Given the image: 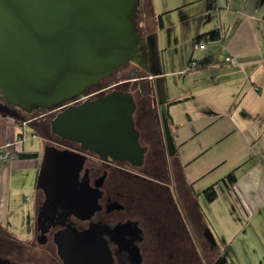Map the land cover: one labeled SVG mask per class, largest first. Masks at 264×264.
Masks as SVG:
<instances>
[{
	"label": "crops",
	"instance_id": "crops-1",
	"mask_svg": "<svg viewBox=\"0 0 264 264\" xmlns=\"http://www.w3.org/2000/svg\"><path fill=\"white\" fill-rule=\"evenodd\" d=\"M196 1L200 2L199 14L204 17L201 26L189 29L185 36L167 31L165 39L158 37L157 31L168 24L170 26L173 18L187 24ZM149 2L151 13L147 14L149 17L159 14L160 24L151 16L153 28L139 33L143 38L139 45L143 49L139 53L137 46L138 64L140 67L153 64V70L144 69L143 75L150 76L162 89L164 70L157 66L161 62L156 51L162 48L178 51L181 62L185 57V62L179 63V67L172 71L188 72L192 85H185V89L171 97L163 96L169 123L172 125L182 113L187 119L201 117L200 124L191 120L190 135L203 129L208 138L200 145L201 149L217 142L222 148L205 168L208 174L205 184L197 188L194 182L197 177L181 171L182 164L188 165L189 157L185 147L179 148L186 137L180 135L174 124L171 127L178 172L185 177L201 211L203 224L223 251L239 264H264V0ZM166 19L169 22H165ZM210 28H216L217 36H201L204 46L198 48L195 57H191L194 37ZM149 32L154 33L153 56L150 52L147 54L144 46ZM225 56L229 59L226 60ZM24 118L0 108V148L10 152L7 157L0 158V180L7 177L5 189L0 181V227L9 231V225L23 223V214L20 219L17 211L24 206L19 200L22 193L12 184L10 177H28L19 176L21 169L16 170L18 160L26 156H18L13 151L15 148L30 151L22 141ZM17 141H21L18 147L15 146ZM6 142L10 143L6 145ZM229 170L233 171L235 178L227 187L221 177ZM207 184H211L214 190L211 199H206L202 192Z\"/></svg>",
	"mask_w": 264,
	"mask_h": 264
},
{
	"label": "flooded vegetation",
	"instance_id": "flooded-vegetation-1",
	"mask_svg": "<svg viewBox=\"0 0 264 264\" xmlns=\"http://www.w3.org/2000/svg\"><path fill=\"white\" fill-rule=\"evenodd\" d=\"M137 66L127 60L109 80H98L50 109L35 107L25 113L0 96V108L30 119L43 148L52 144L82 155L73 185L75 212L59 200L53 202L34 182L25 234L19 237L0 227V257L19 264H62L54 235L73 228L99 236L110 264H224L222 246L203 224L185 177L177 171L165 104L157 100L154 81L149 85L138 80L144 75ZM112 88L132 94L134 138L142 149L139 162L84 147L48 129L47 119L57 109Z\"/></svg>",
	"mask_w": 264,
	"mask_h": 264
},
{
	"label": "water",
	"instance_id": "water-1",
	"mask_svg": "<svg viewBox=\"0 0 264 264\" xmlns=\"http://www.w3.org/2000/svg\"><path fill=\"white\" fill-rule=\"evenodd\" d=\"M138 0H0V96L24 111L50 109L95 84L136 52ZM128 90L112 88L67 104L47 119L50 132L82 146L139 162ZM30 119L23 121L29 125ZM82 155L43 148L35 183L53 202L75 212V176ZM90 230L54 235L62 264H110L108 249ZM0 264H19L0 257Z\"/></svg>",
	"mask_w": 264,
	"mask_h": 264
},
{
	"label": "rangeland",
	"instance_id": "rangeland-1",
	"mask_svg": "<svg viewBox=\"0 0 264 264\" xmlns=\"http://www.w3.org/2000/svg\"><path fill=\"white\" fill-rule=\"evenodd\" d=\"M198 3L200 2L198 1L194 2L192 11L189 13L190 18L187 24L182 23L181 21H176L177 18H173L170 26L168 24V26L166 25L162 27L161 30L157 31L158 37L159 38L164 37L165 39L167 31L169 32L173 31L178 36H185L186 31L188 32L189 29H193L195 26H198V25L201 26L204 17L199 14L200 9L198 8L200 6L198 5ZM165 22H169V20L166 19ZM153 35H154L153 32H149V36H146V39L144 38L145 39L144 46L147 50V54L148 52H150L149 54L151 56H153L152 55L153 45H151ZM142 39H143L142 36H138L136 40V46L140 48L139 53H141L143 49L140 47L141 45L140 41H142ZM189 50H190V47L188 45V51ZM197 51H198V48H193L191 57H195V55L197 54ZM136 54L137 52H134L128 60H134V62L138 65L137 67L141 69V72L144 71V69H146L145 71L153 70V67L151 66L153 64L150 65L147 63L145 67H140V65L138 64L140 61V56L138 55L136 56ZM156 56L159 57V60L161 62V63L158 62L157 66H159V68L160 67L163 68L164 70L163 75L161 74L163 76L162 81H163L164 87H162L161 89L160 86L156 85V88H155L157 100L162 102V98L165 94L168 95V97H171L174 93L178 92L179 90L185 89L186 88L185 85L187 84L192 85V84H191V80L189 78L188 72L183 71V72L178 73L175 70L172 71V69L179 67V63L181 64L183 63V61L185 62V57L183 61L181 62L180 53L178 51L175 53V52H170L166 48H162V49H159V52L156 51ZM188 59L189 58H187L186 60L188 61ZM118 72H121V68H120V71ZM154 78H157V76H155ZM138 80H140L143 83H147L149 85L150 83L153 82V79L150 78V76L148 77L144 76L143 78H139ZM154 84H156V82H154ZM152 87H154L153 84H152ZM164 89L166 90L165 93H164ZM160 105H162V103ZM191 120L193 121L194 124H200V122L202 121V118L194 117L192 119H187L186 116L182 113L179 117H176L175 122L171 126L174 127V124H175L176 125L175 127L178 128V132L180 133V135L183 137H186V139L184 140V143L179 145V148H182V147L186 148L185 150L187 151L189 161L187 162L188 163L187 166L183 164L181 165V171L183 174L188 173L190 175H195L197 177L196 181H194L195 186L199 188L200 186H203V184H205L207 180L208 174L207 172H205V168L207 164H209L212 160L215 159L213 156L219 153L222 150V148L219 146V144H217L218 143L217 142V143H213L209 145L208 147H204L203 149H201L200 145L205 142L206 138H208V135L203 129H199L198 133H196L195 135H190L189 128L192 125ZM21 132L23 134V140H22L23 146L28 148V150L32 151V153L31 155H27L26 157L21 158V160H18V163L16 165L17 166L16 170L21 169V172L18 173L19 176L28 175V177H10V181H12V184L17 186L18 189L21 191L22 199L19 198L20 196L18 198L19 200L23 201V205H24L22 210L17 209L18 214H20V219L22 218V214H23V223L19 222V224H16V225H12V224L9 225L10 231L19 237L20 236L23 237L25 234L24 232L25 231L24 229L25 212L27 213L31 212L30 199L32 197V191L35 186L34 185L35 174H36L37 167L39 166L41 158H42L43 143H44V140L41 139L42 136L40 137V135L36 133V131L34 130V127L31 124H29V126L27 124H24ZM20 144H21V141L15 142L16 147L20 146ZM224 150H228V149H224ZM4 161H7V159H5ZM6 178L7 177H1V180H0L1 186L3 189L7 187ZM221 250H222L221 252L222 256L226 254L225 251H223V249ZM224 256H225L224 264H239L237 263L236 260L232 258L230 254H226Z\"/></svg>",
	"mask_w": 264,
	"mask_h": 264
},
{
	"label": "trees",
	"instance_id": "trees-1",
	"mask_svg": "<svg viewBox=\"0 0 264 264\" xmlns=\"http://www.w3.org/2000/svg\"><path fill=\"white\" fill-rule=\"evenodd\" d=\"M150 10H151V8H150L149 0H138L137 1L136 10H135L136 11L135 18H136V29H137L138 33H141L142 31H148L151 28H153L152 27L153 24H150V21L152 22V20L150 19L151 16L155 19L157 24H160L159 14H155L154 16L151 14L150 17L148 16L147 12L149 13ZM217 34H218V32H217L216 28H210V29H208V30H206L204 32L196 34L194 39L196 41L201 40L200 37L201 36H205V35L208 38H214V37L217 36ZM197 62L200 63L201 60H198ZM120 68H122V67L119 66V69ZM117 69H118V67L113 72H116ZM112 73L102 77L100 79V81L104 82V81L109 80L110 78H112ZM25 113H27V112H25ZM34 130H35V128H34ZM13 151L18 156H27V155H31V153H32V151H21L20 148L14 149ZM234 178H235V175H234L232 170L227 171L221 177V179L224 181V183L226 184L227 187L230 186V184L234 180ZM202 192H203V194H204L206 199H211L214 196V190H213L211 184H207L206 186H204L202 188Z\"/></svg>",
	"mask_w": 264,
	"mask_h": 264
},
{
	"label": "built area",
	"instance_id": "built-area-1",
	"mask_svg": "<svg viewBox=\"0 0 264 264\" xmlns=\"http://www.w3.org/2000/svg\"><path fill=\"white\" fill-rule=\"evenodd\" d=\"M203 46H204V41L203 40H198V41L194 40V41H192V47L193 48H202ZM225 59L227 60V59H229V57L225 56ZM9 143L10 142H6L5 144L8 145ZM15 149H17V148H15ZM9 154H10V152H8L7 150H5V149L2 150L0 148V158H5Z\"/></svg>",
	"mask_w": 264,
	"mask_h": 264
}]
</instances>
